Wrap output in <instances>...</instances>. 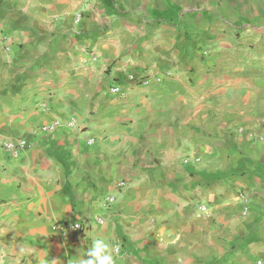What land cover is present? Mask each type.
I'll use <instances>...</instances> for the list:
<instances>
[{"label":"crops","instance_id":"1","mask_svg":"<svg viewBox=\"0 0 264 264\" xmlns=\"http://www.w3.org/2000/svg\"><path fill=\"white\" fill-rule=\"evenodd\" d=\"M263 136L264 0H0V264H264Z\"/></svg>","mask_w":264,"mask_h":264},{"label":"built area","instance_id":"2","mask_svg":"<svg viewBox=\"0 0 264 264\" xmlns=\"http://www.w3.org/2000/svg\"><path fill=\"white\" fill-rule=\"evenodd\" d=\"M130 80H136L138 84H143L146 82L145 77H139L136 78L134 75H129ZM109 92L118 96H124L126 94V90L124 87L117 83L111 84L109 87ZM67 125L70 127H76L77 122L74 118H71ZM48 127L47 129H49ZM45 129V128H44ZM262 140H264V136L262 137ZM28 146V141L24 138H9L7 140H4L2 143H0V151L4 152L9 157H19L20 153ZM199 158H185L183 162L185 164H196L199 163ZM127 181L125 179H118L116 182V192L113 194L108 195L105 198L106 204H111L116 199V194L120 193L123 189L127 186ZM244 197V196H243ZM245 201L247 198H245ZM203 209H205V206H202ZM99 220L102 219V217L98 218ZM91 221L88 219H82L77 222H71V221H63L62 223L56 225V228L58 231L63 232L65 234H71L75 231H85L90 228ZM119 248H117V251ZM257 264H262V261L259 260Z\"/></svg>","mask_w":264,"mask_h":264},{"label":"clouds","instance_id":"3","mask_svg":"<svg viewBox=\"0 0 264 264\" xmlns=\"http://www.w3.org/2000/svg\"><path fill=\"white\" fill-rule=\"evenodd\" d=\"M76 264H116L112 245L104 238L94 239L92 246L87 249L86 258L78 260Z\"/></svg>","mask_w":264,"mask_h":264}]
</instances>
